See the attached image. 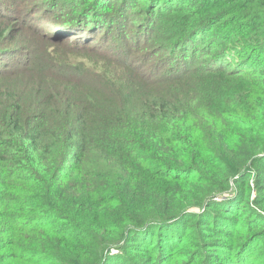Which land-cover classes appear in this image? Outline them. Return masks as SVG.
<instances>
[{"label": "trees", "instance_id": "trees-1", "mask_svg": "<svg viewBox=\"0 0 264 264\" xmlns=\"http://www.w3.org/2000/svg\"><path fill=\"white\" fill-rule=\"evenodd\" d=\"M44 3L122 61L0 55V264H264V0Z\"/></svg>", "mask_w": 264, "mask_h": 264}, {"label": "rangeland", "instance_id": "rangeland-1", "mask_svg": "<svg viewBox=\"0 0 264 264\" xmlns=\"http://www.w3.org/2000/svg\"><path fill=\"white\" fill-rule=\"evenodd\" d=\"M45 1L46 4L51 3V0H0V13L4 17L3 28L6 32L5 38H9L12 35L14 39L12 41H3L5 47L0 48L2 50L0 51V55H3V57L16 55V58H20L28 52L35 51L32 49L36 45L35 43H30V38L33 39L36 37L43 43L44 46L42 49L44 51L47 48H51L49 45L55 46L53 48L55 52L53 57L51 55L45 57L42 53L43 50L41 53L34 52L27 55L36 60L34 66L36 70L46 71L47 69L55 70L57 68L59 70L58 73L78 77L84 67H88L96 71H107L108 76L113 78L114 67H108L116 59H120V62L122 61L121 52L123 46L121 44H123V36L116 35L113 32L114 35L108 39L107 43L104 42V39L100 43L98 39L93 41L90 32L86 33L85 30L82 34L78 30L73 31V29L68 30L66 27L51 26V22L48 23L42 17L43 8L40 6L44 5ZM48 16H52V14ZM95 38H100V36ZM118 38L121 40L120 43ZM131 43V41H125V44ZM101 44H104V46ZM66 46L72 48L70 52L66 53L61 49ZM35 55L36 58L38 56L39 58L36 59ZM161 56L162 53H158L155 60L149 64V67H142L143 63L138 61V57H132L127 63L135 66L139 72L144 73L147 71V68H152V64ZM51 60H54V62ZM66 63L72 65L73 68H63L62 66H65L64 64ZM103 64H107L108 67H103ZM65 69H72V72H66Z\"/></svg>", "mask_w": 264, "mask_h": 264}]
</instances>
